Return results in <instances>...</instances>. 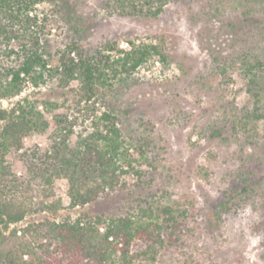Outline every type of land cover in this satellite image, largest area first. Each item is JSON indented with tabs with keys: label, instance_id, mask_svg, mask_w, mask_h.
<instances>
[{
	"label": "rangeland",
	"instance_id": "374dc122",
	"mask_svg": "<svg viewBox=\"0 0 264 264\" xmlns=\"http://www.w3.org/2000/svg\"><path fill=\"white\" fill-rule=\"evenodd\" d=\"M106 1L36 4L47 69L54 68L60 52L74 43L92 55L107 41H118V47L126 49L122 44L129 39L162 43L167 63L149 59L127 74L116 61H110V84H100L90 99L79 89V81L64 83L47 71L44 82L35 84L28 79L21 92L1 97L0 109L9 110L25 97L36 99L48 119L56 113L66 116L74 140L87 138L95 128L93 120L108 112L115 117L132 166L124 165L127 172L113 190L84 206L71 204L68 181L58 177L49 198L61 202L57 211L28 214L10 227L45 219L141 216L149 206H180L194 218L192 232L169 242L168 231H164V244L157 246L155 259L134 257L133 264H264V205L236 206L239 197H228L243 138L231 134L229 126L220 134L214 132L231 107L253 109L245 80L232 60L236 50L253 47L257 28L229 8L228 0H168L157 17L111 14ZM217 64L228 67L227 73ZM44 101L53 107L46 109ZM258 123L261 146L264 122ZM51 130L28 135L24 141L47 149ZM199 166L207 168V178L197 174ZM14 169L25 176L21 162H15ZM145 248L146 243L137 240L131 249Z\"/></svg>",
	"mask_w": 264,
	"mask_h": 264
},
{
	"label": "trees",
	"instance_id": "16d2710c",
	"mask_svg": "<svg viewBox=\"0 0 264 264\" xmlns=\"http://www.w3.org/2000/svg\"><path fill=\"white\" fill-rule=\"evenodd\" d=\"M43 1L0 0V98L21 92L28 79L35 84L44 82L51 71L49 75L58 76L61 82L79 81V89L90 99L99 86L110 84V61H116L127 74L149 59L167 63L162 43L129 39L126 49H120L118 41H107L92 55L74 43L68 51L60 52L58 64L49 70L40 45L42 24L34 12L36 4ZM167 2L107 0L105 5L111 14L122 17H157ZM227 5L257 28L253 47L236 50L232 60L254 105L251 110L231 107L214 132L220 134L229 126L231 134L243 138L240 164L228 197H239L236 206L264 205V144L260 146L258 131V122H264V0H228ZM225 62L229 64L228 58ZM217 68L224 74L228 71L224 65L217 64ZM43 103L46 109L53 107L49 101ZM39 104L25 97L9 110L0 109V264H133L134 257L155 259L157 246L164 244V231H168L169 242L192 232L194 218L180 206H149L141 216L45 219L10 227L28 214L57 211L61 202L49 201L56 178L67 179L71 204L84 206L113 190L127 172L124 165L132 166L111 114L103 112L93 120L95 128L87 138L74 140L72 123L66 116L56 113L48 119L38 109ZM179 114L177 110L176 116ZM50 128L47 149L25 143L26 136ZM256 148H261L259 154ZM15 162L24 165L25 176L17 174ZM196 172L201 178L209 174L204 166ZM137 240L146 243V248L132 252Z\"/></svg>",
	"mask_w": 264,
	"mask_h": 264
},
{
	"label": "built area",
	"instance_id": "2783aa9c",
	"mask_svg": "<svg viewBox=\"0 0 264 264\" xmlns=\"http://www.w3.org/2000/svg\"><path fill=\"white\" fill-rule=\"evenodd\" d=\"M122 46H125L124 48H127L126 46H128V43H127V42H125V45H124V44H122Z\"/></svg>",
	"mask_w": 264,
	"mask_h": 264
}]
</instances>
